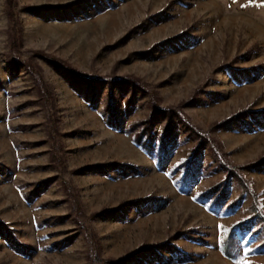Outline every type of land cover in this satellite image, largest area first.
I'll return each mask as SVG.
<instances>
[{"label": "rangeland", "instance_id": "obj_1", "mask_svg": "<svg viewBox=\"0 0 264 264\" xmlns=\"http://www.w3.org/2000/svg\"><path fill=\"white\" fill-rule=\"evenodd\" d=\"M17 3L22 44L13 50L0 0V264H116L129 254L123 264H264L263 232L238 236V261L224 256V237L254 213L252 195L239 198L240 184L207 150L193 156L177 117L165 133L168 116H159L149 136L150 94L106 82L91 90L40 54L88 79L139 77L162 106L184 103L244 165L264 156V0ZM13 55L38 65L49 108ZM242 172L264 211V163Z\"/></svg>", "mask_w": 264, "mask_h": 264}, {"label": "trees", "instance_id": "obj_2", "mask_svg": "<svg viewBox=\"0 0 264 264\" xmlns=\"http://www.w3.org/2000/svg\"><path fill=\"white\" fill-rule=\"evenodd\" d=\"M17 0H6V6H7V17L10 21V46L13 50L20 49L22 44V37L21 32L22 28L20 25L19 20V11L17 9ZM43 58L47 59L57 70L67 73L71 80L76 82H82L87 83L89 88L93 90L94 85L96 83H108L110 88H113L114 84H117L120 87H123L126 89L127 87H133L134 89H140L144 93L150 94V103L152 105V113L150 118L148 119L147 126L145 127V130L149 131V136H152V127L154 126L155 121L159 118V116L163 117V115L168 116L169 123L165 127V133H170L173 126V120L175 117L178 118L179 123L182 124L184 127V130L187 132L189 136H191L195 141L194 146V154H198L199 152L203 150H207L212 159L222 168L225 173L226 177H233L237 180V182L240 184L242 188V195H240L239 198H241L245 193H249L252 195L253 198V204L252 209L254 211L253 215L240 223H237L235 226H233L228 234L224 237L221 243V249L228 259L232 261H238L240 259L239 254V248L237 239L238 236L241 234H245L247 232L250 233V236H255L261 232L264 233V211L261 210L259 201H258V195L252 190V187L248 181V179L244 176V173L242 172L243 168L250 167V168H256L259 165H262L264 163V156L259 158L258 160L254 162H250L248 164L244 165H237L233 164L228 156V152L225 151L222 143L217 140L215 137L211 135L210 131H204L199 126L192 123L187 114L182 109V106L184 103L178 104L177 106H162L160 102V98L156 93H149L150 91L147 89V86L142 82V80L139 77L134 76H123V77H116V76H99L95 77L93 79H88L86 74H83L81 71H79L76 68H73L67 61L57 58L55 56H50L46 53H40ZM15 57V63L23 64L26 66L30 72L35 76V82L37 84V89L39 90L41 94V98L43 99V105L46 108H49L50 105H52L54 101V95L51 91L50 86L46 83L44 78L41 75L40 68L38 65L34 62L33 59H22L19 55H13ZM40 71V72H39ZM133 89V95H131L128 99V104L132 103L135 98V91ZM53 119V118H51ZM55 126L54 124L52 127ZM219 125H215V127H218ZM214 128V127H213ZM140 134L139 136H141ZM53 141H56V137L53 136ZM146 141H148L146 139ZM147 143V142H146ZM55 144V143H54ZM165 140L163 139V148L165 151ZM165 155V152L163 153ZM54 160L60 167H64L65 163L63 159L59 156L58 152L53 153ZM193 159L190 161V164L187 166L186 169V177L189 176L190 173L193 172V166H192ZM69 192H71V196L74 199V204L76 207V210L79 212V214L82 216L83 211L81 208V203L79 202V199L77 198L76 193L68 186ZM212 188L207 191V193H204V195L209 196L214 192L216 189ZM226 196V187L222 188L218 197L215 199V204H220L222 200ZM239 199H235L232 201V203L228 206L227 211L232 209L233 206H237ZM83 229L86 232H90V228L83 224ZM171 247V246H169ZM259 250L264 249V242H262L258 247ZM132 256V254L127 255V257H124L120 259L119 261H116V264H123L125 260L129 259ZM91 264H94L92 262Z\"/></svg>", "mask_w": 264, "mask_h": 264}]
</instances>
